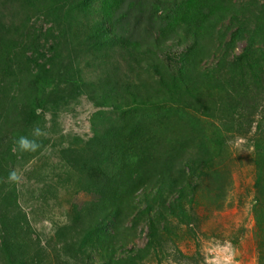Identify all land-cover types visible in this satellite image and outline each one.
<instances>
[{"label": "trees", "instance_id": "obj_1", "mask_svg": "<svg viewBox=\"0 0 264 264\" xmlns=\"http://www.w3.org/2000/svg\"><path fill=\"white\" fill-rule=\"evenodd\" d=\"M79 100L88 138L52 140ZM253 123L263 227L264 0H0V264H143L170 218L189 227L202 199L222 207L225 136ZM32 161L60 216L19 202L13 171Z\"/></svg>", "mask_w": 264, "mask_h": 264}, {"label": "rangeland", "instance_id": "obj_2", "mask_svg": "<svg viewBox=\"0 0 264 264\" xmlns=\"http://www.w3.org/2000/svg\"><path fill=\"white\" fill-rule=\"evenodd\" d=\"M241 47L242 44H239L237 51ZM44 89L46 90L45 87ZM44 111L42 112L44 118L52 115L50 110ZM92 112H94L92 104L85 100L70 105L60 113V116L51 119L55 123L51 139L56 140L60 136L66 138L69 134L87 139L90 131L89 116ZM210 120L218 124L222 119L213 116ZM224 120L223 123L229 126V122ZM254 124L245 135H238L237 131H233L225 136L223 149L226 151V157L221 168L228 171V185L222 207L215 209L211 202L202 199L193 209L197 220L189 227L186 223L170 218L174 234L165 237L170 240L166 241L162 252L147 250L143 264H264V226L260 227L256 218V211L262 208L263 201L257 200L254 179L256 169L253 160L256 156L253 153V134L257 137ZM39 131L40 134L36 137H43L49 131V125ZM37 154L33 151L29 157L35 160ZM46 156L50 157L49 152ZM13 173L17 174L16 179L13 178L14 182L23 184L19 199L22 205L34 207L40 205L37 210L53 208L52 213L60 216L63 209L60 201L65 199H62L63 195L59 198L61 193L55 191L54 196L57 198L50 193V189L57 188V185L51 186V180L41 181L40 171L33 166V161L27 168L28 174L17 168ZM43 214L42 212L40 217L39 212L37 214L28 212L34 228L48 234L52 228L48 218H43ZM35 217L37 222L34 223ZM145 231L144 229L140 234L139 245L144 244Z\"/></svg>", "mask_w": 264, "mask_h": 264}, {"label": "clouds", "instance_id": "obj_3", "mask_svg": "<svg viewBox=\"0 0 264 264\" xmlns=\"http://www.w3.org/2000/svg\"><path fill=\"white\" fill-rule=\"evenodd\" d=\"M37 135L39 134V130H36ZM19 144L22 148L25 149H31V150H35L38 145L33 142V141H29L26 137H21V139L19 140ZM13 178H15V176L13 175Z\"/></svg>", "mask_w": 264, "mask_h": 264}]
</instances>
